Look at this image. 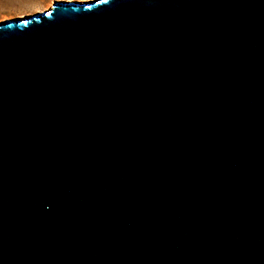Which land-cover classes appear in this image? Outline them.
Returning <instances> with one entry per match:
<instances>
[{"label": "water", "instance_id": "1", "mask_svg": "<svg viewBox=\"0 0 264 264\" xmlns=\"http://www.w3.org/2000/svg\"><path fill=\"white\" fill-rule=\"evenodd\" d=\"M0 264H264V0L0 21Z\"/></svg>", "mask_w": 264, "mask_h": 264}, {"label": "rangeland", "instance_id": "2", "mask_svg": "<svg viewBox=\"0 0 264 264\" xmlns=\"http://www.w3.org/2000/svg\"><path fill=\"white\" fill-rule=\"evenodd\" d=\"M56 1L88 2L91 0H0V21L24 18L48 10Z\"/></svg>", "mask_w": 264, "mask_h": 264}, {"label": "bare ground", "instance_id": "3", "mask_svg": "<svg viewBox=\"0 0 264 264\" xmlns=\"http://www.w3.org/2000/svg\"><path fill=\"white\" fill-rule=\"evenodd\" d=\"M89 2V1H88Z\"/></svg>", "mask_w": 264, "mask_h": 264}]
</instances>
